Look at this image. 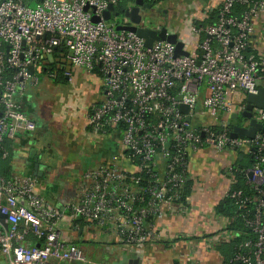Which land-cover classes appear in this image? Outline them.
I'll return each mask as SVG.
<instances>
[{
    "label": "built area",
    "instance_id": "2783aa9c",
    "mask_svg": "<svg viewBox=\"0 0 264 264\" xmlns=\"http://www.w3.org/2000/svg\"><path fill=\"white\" fill-rule=\"evenodd\" d=\"M122 1L0 0V159L9 156L7 140L35 130L23 101L27 90L38 85L36 71L50 79L58 69L66 79L71 68L97 75L102 96L91 105L87 126L95 135L119 134L121 148L82 174L77 197L62 211L38 194L34 177L0 175V264L84 263L83 252L61 237L64 216L107 230L126 247L154 240L150 219L160 205L181 204L187 157L204 148L252 157L244 174L260 197L259 224L264 132L252 139L231 138L229 127L231 116L241 117L245 110L246 96L256 95L264 82V54L249 45L254 23L264 26V0H221L212 23L184 20L175 30L152 20L144 23L140 12L138 27L156 33L166 28V36L177 35L187 53L180 56L166 41L146 48L135 34L117 31V26L132 25L125 17L123 23H113V16L102 19L108 6L114 13ZM142 1L152 7L175 0ZM236 6L243 8L239 16L233 14ZM181 105L188 107L187 115L179 112ZM251 118L264 126V109L254 108ZM229 192L230 185L226 196L241 195ZM254 232L255 242H246L247 252L231 262L264 264V228L257 226Z\"/></svg>",
    "mask_w": 264,
    "mask_h": 264
},
{
    "label": "crops",
    "instance_id": "0c3cea01",
    "mask_svg": "<svg viewBox=\"0 0 264 264\" xmlns=\"http://www.w3.org/2000/svg\"><path fill=\"white\" fill-rule=\"evenodd\" d=\"M220 2L175 0L174 4L189 13L183 20L200 25V21L217 9ZM249 45L256 53L264 54V26L257 22L249 37ZM72 74L80 84L86 85L89 99L78 115V132L84 138L85 146L86 138L92 141V133L87 126L88 112L91 105L101 100L102 83L97 75L98 78L79 68H74ZM260 86L264 88V82ZM33 89L29 88L26 92L23 110L26 114L31 111L36 132L34 135H18L15 141L6 143L9 159L0 163L3 172L7 171L9 175L34 177L38 194L51 207L62 211L77 197L82 174L108 162L120 149L111 137L116 133L111 132L109 137L93 139V144L79 154L77 145L67 141V134L61 127L49 126L51 124L48 123L61 121L57 115L50 116L47 112V119L45 114L39 115ZM236 158L243 159L236 153L218 152L212 148L190 154L186 167L188 196L181 204L160 205L158 213L150 219L156 233L152 241L129 247L119 245L107 230L88 222H83L81 227H73L67 216L59 223L61 237L75 244L83 252L85 261L87 258L97 261L96 264H126L130 258H138L140 264H229L232 260V241L237 236L227 232L230 222L216 214L215 207L226 196L229 186L227 168L234 164ZM35 165L38 166L37 171H34ZM246 242L243 240L238 247L246 249Z\"/></svg>",
    "mask_w": 264,
    "mask_h": 264
},
{
    "label": "rangeland",
    "instance_id": "374dc122",
    "mask_svg": "<svg viewBox=\"0 0 264 264\" xmlns=\"http://www.w3.org/2000/svg\"><path fill=\"white\" fill-rule=\"evenodd\" d=\"M123 1L122 3H124ZM147 13H148L147 11L142 12L144 23H148L149 25L153 24ZM188 14L189 13L185 15H181L179 17V21L177 22V24L173 26H168V27H170L172 30L181 28L182 23L184 21L183 19L185 16H188ZM112 22L113 23H123L125 22V19L122 14H119L118 16L112 17ZM71 69L73 70L74 68H71ZM72 70H71V76L68 79H66L65 82L63 83L54 82L52 79L47 78L44 74L36 71L35 76L38 79V85L33 90L35 91V100L37 103L36 108L39 110V115L45 114V119H47L48 117L47 112H50V116L57 115V117H59L61 121L58 120V121H54L53 123H48V124H51L49 126L50 127H55V126L61 127L63 131L67 134V141H71L72 144L77 145V152L80 154L82 149L86 147L88 148L89 145L93 144L92 142L94 141L93 139L98 140V136H108L109 137L110 135L109 134L108 135L92 134L90 136L92 141L90 142L86 138L85 146H83L84 138H82L80 136V133L78 132V129L80 128L78 115L80 114V111L87 105L89 99L87 97L86 85L80 84L77 81L75 76L72 74ZM95 77L97 76L95 75ZM27 112L29 114L27 115L35 124V121L33 120L32 115H31V111L30 112L27 111ZM205 120H206V117L201 118L200 121L204 122ZM195 121H198V119L195 117H192V122H195ZM245 122L246 121L241 117H238L236 120H232V124H238L239 126H243ZM36 129L37 128H35L34 132H31L33 133L32 135L35 134ZM112 136H113L115 143L119 145L120 135L113 134L111 135V137ZM11 142L12 141L7 140L5 144L11 143ZM15 148L18 149L16 146ZM119 149L121 150L120 145H119ZM21 153L22 152H20V155ZM2 169H3L2 164L0 163V175L1 173H3ZM96 263L97 261L88 260L86 258V261L84 263L81 262V263H75V264H96ZM107 264H113V263L107 262Z\"/></svg>",
    "mask_w": 264,
    "mask_h": 264
},
{
    "label": "trees",
    "instance_id": "16d2710c",
    "mask_svg": "<svg viewBox=\"0 0 264 264\" xmlns=\"http://www.w3.org/2000/svg\"><path fill=\"white\" fill-rule=\"evenodd\" d=\"M132 0H124L122 4H119L117 7H114V12L121 14V11L126 8L128 2ZM243 11V8L240 6H236L233 14L235 16H239ZM216 9L209 12L207 18L204 21H200V25L210 24L215 20L216 17ZM196 24V23H195ZM198 25V24H196ZM51 66L49 67V71H51ZM53 71V70H52ZM54 82H65L66 78L62 74V70L58 69L56 72L55 78L52 79ZM232 121V119H231ZM90 129V128H89ZM231 132V128L229 127V133ZM239 156H242L243 159L239 160L236 158L234 164L232 165L231 172H228V180L230 182V192H240L241 195L239 198L231 197L228 194L224 197L215 207L216 214L223 216L228 219L230 222L228 227L226 228L227 232L233 234L235 239L232 241V258L234 255L238 253H245L248 249H244L240 245V243L244 240L250 243H254L256 240V233L254 232L255 227L261 226L264 228V209L261 210L259 214V224L257 223L258 213L256 211L258 202L256 201L259 197L257 191L251 184L248 183L247 176L244 174V171L251 167L252 157L247 155H242V153H238ZM188 160V157H187ZM0 161H2L0 159ZM185 176L186 169H185ZM1 175L5 178L10 175L7 171L1 173ZM188 196V182L186 181L185 187L182 190L181 202L185 201V198ZM261 200H264L262 197ZM243 202V203H241ZM85 222L82 219H77L72 222V226H79ZM229 264H233L230 262Z\"/></svg>",
    "mask_w": 264,
    "mask_h": 264
},
{
    "label": "water",
    "instance_id": "95a60500",
    "mask_svg": "<svg viewBox=\"0 0 264 264\" xmlns=\"http://www.w3.org/2000/svg\"><path fill=\"white\" fill-rule=\"evenodd\" d=\"M151 8V5L144 4L142 0H135L134 5L130 9H123L121 11V14L123 17L127 18L129 23L132 25L129 26H117V31H127L135 34V36L139 39H142L144 41V47L150 48L152 43L155 41H166L170 44H173L175 46V56L180 55H187V53L182 51V43L177 41V35L172 34L166 36V28H162L159 33H156L154 31L144 29L141 27H138L140 24L141 16L140 12H144L146 10H149ZM87 8H84V11H86ZM119 13L114 12L113 13V7L110 5L107 7V10L102 13V19L104 21H108L111 16H118ZM99 19L95 16L91 18L92 23H96ZM33 72L32 67L29 68V73L31 74ZM245 110L241 113V118L248 120L247 124L245 126H239L236 124H231V132L230 137L231 138H239V139H252L256 132H264V126L260 123H257L256 120L251 118V112L255 109H264V88H260L258 90V93L256 95H250L248 94L245 98ZM179 112L182 114L187 115L188 114V107L187 106H179L178 108ZM187 121L190 120L189 117L186 118ZM232 120H236L237 116L232 115ZM38 166H34V171H37ZM36 174L35 172L33 173ZM250 177V174L249 176ZM4 219V216L0 215V220ZM126 264H140V261L138 258H130L127 260ZM239 264V263H234Z\"/></svg>",
    "mask_w": 264,
    "mask_h": 264
},
{
    "label": "flooded vegetation",
    "instance_id": "af4514ba",
    "mask_svg": "<svg viewBox=\"0 0 264 264\" xmlns=\"http://www.w3.org/2000/svg\"><path fill=\"white\" fill-rule=\"evenodd\" d=\"M147 12L153 22L163 23L166 26L177 24L179 17L187 14L186 11L176 7L174 2H166L159 6H152Z\"/></svg>",
    "mask_w": 264,
    "mask_h": 264
}]
</instances>
